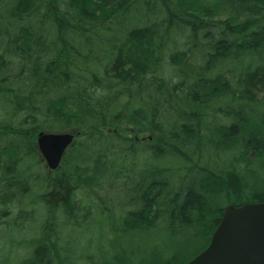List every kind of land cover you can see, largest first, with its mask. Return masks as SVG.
I'll return each mask as SVG.
<instances>
[{
    "label": "trees",
    "instance_id": "1",
    "mask_svg": "<svg viewBox=\"0 0 264 264\" xmlns=\"http://www.w3.org/2000/svg\"><path fill=\"white\" fill-rule=\"evenodd\" d=\"M5 2L0 0V203L5 206L29 192V171L20 167L35 159L32 146L41 130H77L70 158L46 178L47 201L58 200L52 206L56 218L62 209L71 219L80 207L74 194L104 190L101 176L118 170L114 156L123 165L130 151L138 152L135 135H155L156 149L146 143L153 155L192 149L203 160V150L194 144L205 126L215 128H206V141L225 139L213 122L214 110L233 119L227 138L239 119L253 117L242 110L264 99V0H8L1 5ZM242 59L246 65L228 63ZM170 65L174 76L166 75ZM176 112L183 118L166 122ZM30 126L36 127L31 135ZM257 139L253 148L263 155L264 137ZM210 152L215 158L216 150ZM196 164L172 174L166 187L152 180L162 176V169L135 177L113 210L119 222L115 234L150 229L154 216L164 211L170 232L177 222L184 228L203 225L198 234L207 246L225 206L264 201L257 170L244 176L236 160L225 169L215 160ZM246 176L254 179L250 185ZM164 205L170 208L165 211ZM170 258L151 264L189 260ZM19 264L74 263L42 235Z\"/></svg>",
    "mask_w": 264,
    "mask_h": 264
},
{
    "label": "rangeland",
    "instance_id": "2",
    "mask_svg": "<svg viewBox=\"0 0 264 264\" xmlns=\"http://www.w3.org/2000/svg\"><path fill=\"white\" fill-rule=\"evenodd\" d=\"M6 2L1 3V5L6 4ZM199 37L202 38V35ZM181 46L184 45L182 44ZM247 61L242 59L228 63L233 66L246 65ZM173 67L171 65L166 66V75L174 76ZM220 73L224 72L220 71ZM263 96L264 94L260 95V98ZM227 102H229V98L226 99V105ZM231 105L232 103L229 102L227 107ZM184 107H187L190 111H196V109H191L188 106ZM246 108L248 109L247 112L244 109L242 113L246 114L248 111H251L254 114L253 117L249 121L247 116L239 119L231 133L232 135L227 138L226 134L231 132V126L229 127V125L233 124V119L226 117L223 111L217 110H214L213 119L215 121L211 117L207 118L208 124L212 121L217 123V131L225 134V139L222 143L219 141H206L207 134H209V130L207 129L215 132V128L213 125L205 126L203 132H201L203 137L198 139V142H195L197 145L194 144L196 149L203 150L204 161L192 149L183 154L164 152L167 155H153L150 151L146 150V147H149L146 143L150 142L152 148L156 149L158 146L156 145L155 135L153 134L152 136L149 132L139 134L140 138L152 136V139L137 141L139 143L138 152L134 154L130 151L131 154L127 158V161L123 162V165H119L118 161L121 160L114 156L116 159L114 165L120 171L116 170V179H114L115 175L111 170L101 176L102 181L99 185L103 184L105 186L104 190L95 187L93 189L96 190L95 194L91 193L88 188L77 191L74 197L78 200L80 207L71 219L67 217L62 209H57L56 215L58 218H56L52 206L55 207L54 204L58 200L53 199L52 203L47 201L48 197L46 194L51 191L47 188L46 178L53 177L55 171L60 168L63 161L70 158L69 154L73 146L66 151L58 169L52 170L41 154L37 141H35L32 146L35 159L24 161L20 167L22 170L29 171L28 194L23 197L19 195L18 197L15 196L13 202L8 206L0 203V264H19L20 260L24 257H29L33 251L36 239H39L42 235L45 236L47 241L56 242V247L60 246L62 255L68 254L71 258L73 257L74 264H151L155 260H166L170 257L172 258L174 255H177L182 261L187 258L191 259L197 251L205 246V238L201 234H198L204 227L203 225L199 229L197 227L184 228L177 222L174 225V229L170 232L167 225V217L163 211L164 216H154L152 228L120 233V236H117L114 232V226L119 225V222L113 210L119 208L118 202L124 201L125 190L129 192L133 184L135 185V177L138 178L142 171L148 173L149 168H155L153 171L163 170V173H161L163 177L159 175L155 179H150L155 181V185L166 187L169 184L171 185L173 181L172 174L178 176L184 169H194L193 167L197 166L196 163L198 162L211 164L215 160L219 164L217 167L225 169L227 163L233 164L236 160L239 162L237 170L240 173H243L245 176L247 170L251 168L257 170V180L263 183L264 154L261 155L263 150L256 151L253 147H255L254 141H258L259 134L264 137V99L260 103L258 102L253 106L249 105V107L246 106ZM164 112L166 113L167 111ZM175 114L176 116L171 118L165 117L166 122L174 123L173 119L176 118L179 121L183 118L182 113L176 112ZM181 124H184L183 121H181ZM226 124L228 128H226ZM260 126L261 129L258 131ZM35 128V126H30L27 133L31 135ZM159 128H162L161 124H159ZM41 131L56 133L73 132L76 134L77 130ZM257 132L258 135L255 134ZM167 142L169 141H166L164 145L170 147L171 145L167 144ZM223 144L225 146L227 144L235 145V147L231 151L226 152V150L220 148ZM245 144H248V147L244 148L243 145ZM162 145L163 142L159 146ZM211 148L216 150L215 158L210 152ZM108 159L109 157L107 161ZM29 164H34V166L28 168ZM178 178L175 177L174 179ZM253 180L252 176L245 177V181L249 185ZM252 188L255 189V187ZM258 190H261V188H256V191ZM105 191L110 193H105ZM172 192L174 193V191ZM104 193L105 195L102 196ZM163 208L167 211L170 207L164 205ZM198 214L201 219L205 218V214L201 211ZM208 223L212 224V219H209ZM196 233L198 235H195ZM202 233L205 235L204 231ZM58 240L60 241L59 245L57 244ZM50 255L56 257V253L52 249Z\"/></svg>",
    "mask_w": 264,
    "mask_h": 264
},
{
    "label": "water",
    "instance_id": "3",
    "mask_svg": "<svg viewBox=\"0 0 264 264\" xmlns=\"http://www.w3.org/2000/svg\"><path fill=\"white\" fill-rule=\"evenodd\" d=\"M74 139V133H39L38 148L50 169L59 167ZM187 264H264V202L226 207L209 245Z\"/></svg>",
    "mask_w": 264,
    "mask_h": 264
}]
</instances>
